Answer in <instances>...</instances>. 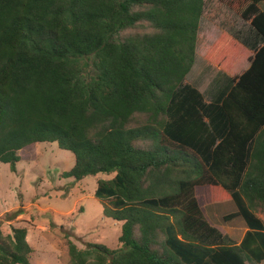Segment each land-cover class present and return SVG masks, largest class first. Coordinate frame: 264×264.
<instances>
[{"label": "trees", "instance_id": "trees-1", "mask_svg": "<svg viewBox=\"0 0 264 264\" xmlns=\"http://www.w3.org/2000/svg\"><path fill=\"white\" fill-rule=\"evenodd\" d=\"M227 4L253 34L223 33L205 60L228 74L254 55L206 102L185 83L205 0H0V163L56 143L75 157L64 178L114 174L95 196L120 247L68 241V264L264 261V0ZM231 201L238 245L206 212ZM27 234L0 225V264H32Z\"/></svg>", "mask_w": 264, "mask_h": 264}, {"label": "rangeland", "instance_id": "rangeland-1", "mask_svg": "<svg viewBox=\"0 0 264 264\" xmlns=\"http://www.w3.org/2000/svg\"><path fill=\"white\" fill-rule=\"evenodd\" d=\"M227 1L205 0L195 64L185 81L198 88L206 102H211L229 79L243 74L254 55L246 49L240 59L233 61L228 74L205 60L206 53L223 33L239 40L253 34L250 23L230 10ZM26 151L29 148L21 152L23 157L15 172L9 164L0 163V225L5 234H10L13 227L27 229V241L33 250L31 263L68 264V241L79 249L90 243L119 248L122 223L105 217L109 202L95 196L98 183L112 179L114 174H98L81 181L64 178L63 173L75 165L71 152L60 149L56 143L36 144L29 157ZM236 211L233 201L206 208L210 221L223 231L230 245H238L248 230L242 217L225 221V216ZM256 213L264 221V211Z\"/></svg>", "mask_w": 264, "mask_h": 264}, {"label": "crops", "instance_id": "crops-1", "mask_svg": "<svg viewBox=\"0 0 264 264\" xmlns=\"http://www.w3.org/2000/svg\"><path fill=\"white\" fill-rule=\"evenodd\" d=\"M28 236H29V234H28ZM28 236H27V238H28Z\"/></svg>", "mask_w": 264, "mask_h": 264}]
</instances>
